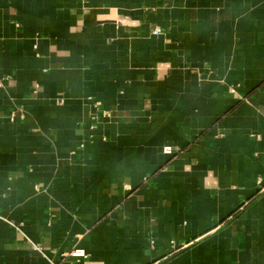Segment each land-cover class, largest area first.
<instances>
[{
	"label": "crops",
	"instance_id": "obj_1",
	"mask_svg": "<svg viewBox=\"0 0 264 264\" xmlns=\"http://www.w3.org/2000/svg\"><path fill=\"white\" fill-rule=\"evenodd\" d=\"M0 264H264V0H0Z\"/></svg>",
	"mask_w": 264,
	"mask_h": 264
},
{
	"label": "built area",
	"instance_id": "obj_2",
	"mask_svg": "<svg viewBox=\"0 0 264 264\" xmlns=\"http://www.w3.org/2000/svg\"><path fill=\"white\" fill-rule=\"evenodd\" d=\"M155 32H158V31H155ZM231 92H233V89L231 90ZM95 105L99 106L100 103L99 102H96ZM16 118V115L15 113H12L9 117V120L10 122H13ZM163 152L165 154H170L171 153V147L169 146H166L163 148ZM261 179H258L257 180V184L258 185H261ZM70 256L73 257V258H85L86 257V252L83 250V249H74L71 253H70Z\"/></svg>",
	"mask_w": 264,
	"mask_h": 264
}]
</instances>
